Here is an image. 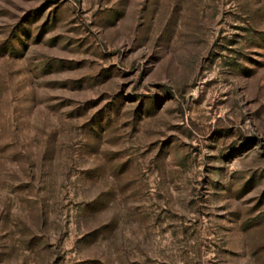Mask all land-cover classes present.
Returning a JSON list of instances; mask_svg holds the SVG:
<instances>
[{
    "label": "rangeland",
    "instance_id": "obj_1",
    "mask_svg": "<svg viewBox=\"0 0 264 264\" xmlns=\"http://www.w3.org/2000/svg\"><path fill=\"white\" fill-rule=\"evenodd\" d=\"M0 264H264V0H0Z\"/></svg>",
    "mask_w": 264,
    "mask_h": 264
}]
</instances>
